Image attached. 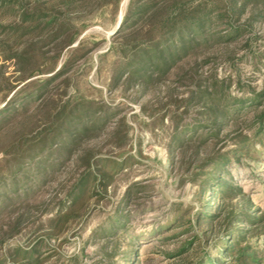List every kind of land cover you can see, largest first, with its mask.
Returning a JSON list of instances; mask_svg holds the SVG:
<instances>
[{
  "label": "trees",
  "instance_id": "16d2710c",
  "mask_svg": "<svg viewBox=\"0 0 264 264\" xmlns=\"http://www.w3.org/2000/svg\"><path fill=\"white\" fill-rule=\"evenodd\" d=\"M260 3L264 0H0V87L4 103L0 108V133L12 130L10 137L14 140L6 150L16 156L7 169L0 170V217L11 205L29 199L36 187L71 157L78 142L99 129L107 118L106 114L98 117L92 106L81 101L74 105L71 101L60 102L49 110L54 102L52 91L60 84L68 86L75 64L88 58L99 45L94 42L88 48V40L81 38L92 23L86 17L107 15L105 25L106 20L113 24L122 16L116 30L120 38L111 44L113 50L126 56L116 79L126 73L127 81L146 86L170 72L183 57L253 32L252 21L260 15H252L250 22L243 25L235 23L249 7ZM220 26L226 28L225 35ZM252 54L264 65V56ZM226 81L215 77L210 85H196L184 107L187 111L202 104L199 114L204 118L185 121L179 115L172 129L170 147L183 149L195 142L198 147L217 144L221 131L238 125L244 128H237L239 132L230 136L233 150L204 158L190 177L203 193L209 192L212 202L221 200L214 209L211 203L206 204L197 217L199 224L221 229V237L210 251L201 240L193 245L198 235L190 238L178 249L179 253H191L183 257L182 264H264V217L253 213L257 205L245 196L232 170L233 164L243 165L248 156L256 155V146L264 148V88L240 84L234 93ZM31 111L33 116L40 115L44 123L27 139H16L25 130L26 122L19 125L21 131L14 126ZM80 159L87 171L68 192L67 203L62 202L63 212L52 219L55 229L83 205L92 186L107 190L121 169L113 159L90 161L83 155ZM233 199L237 202H231ZM128 221L118 209L95 231L115 243L104 255L110 260L117 255L123 264H134L136 256H140V238L130 233ZM120 245L128 249L121 251ZM40 252L37 245L26 250L16 248L10 257L27 264H43L45 258ZM0 264L6 262L0 260Z\"/></svg>",
  "mask_w": 264,
  "mask_h": 264
},
{
  "label": "rangeland",
  "instance_id": "374dc122",
  "mask_svg": "<svg viewBox=\"0 0 264 264\" xmlns=\"http://www.w3.org/2000/svg\"><path fill=\"white\" fill-rule=\"evenodd\" d=\"M247 11L235 24L243 25L252 15H260L252 21L253 32L235 41H219L183 57L170 72L146 86L127 81L126 73L116 79L117 69L126 58L111 48L112 42L120 38L116 34L120 19L113 24L106 20L104 25L107 15L103 18L96 12L95 17L85 18L92 23L81 38L88 40V48L94 42L99 45H95L88 58L75 64L68 86L60 84L52 91L54 102L49 110L60 102L71 101L74 105L81 101L92 106L98 117L106 114L107 118L99 129L78 142L71 157L37 186L29 199L16 202L1 215L0 260L6 264H27L10 257V252L37 245L41 250L39 255L45 258L43 264H123L120 256L110 260L104 255L115 243L99 237L95 231L118 209L128 217L130 233L140 238V256H136L134 264H182L183 257L191 253H179L178 249L195 235L199 237L193 245L201 240L205 249H213L221 237V229L199 224L197 217L206 204L211 203L214 209L221 200L212 202L209 192L203 193L190 177L204 158L233 150L230 136L239 132L237 128H244L238 125L221 131L217 144L198 147L195 142L183 149L170 147L172 129L179 115L185 121L204 118L199 114L204 108L202 104L187 111L184 107L185 99L199 83L210 85L218 77L227 80L234 93L240 84L257 90L264 88V65L255 61L252 54L264 56V3L255 4ZM225 29L220 26L222 35L226 34ZM1 91L0 87V108L4 106ZM33 114L31 111L23 122L14 126L20 130L19 125L26 122L25 130L16 139L34 135L36 132H31L44 123L40 115ZM11 132L9 128L0 133V170L16 160L12 150H6L14 140ZM256 149V155L248 156L243 165L233 164L232 170L245 196L257 205L253 213L264 217V148L256 146ZM81 155L90 161L113 159L121 164V169L107 190L92 186L83 205L68 222L55 229L52 219L63 212L62 202L67 203L68 192L87 171ZM30 176L35 180L34 175ZM119 247L121 251L128 249Z\"/></svg>",
  "mask_w": 264,
  "mask_h": 264
},
{
  "label": "water",
  "instance_id": "95a60500",
  "mask_svg": "<svg viewBox=\"0 0 264 264\" xmlns=\"http://www.w3.org/2000/svg\"><path fill=\"white\" fill-rule=\"evenodd\" d=\"M121 19H122V16L120 17V20H119V22H118V24H117V26H116V29L119 27V25H120V23H121ZM115 29V30H116Z\"/></svg>",
  "mask_w": 264,
  "mask_h": 264
}]
</instances>
